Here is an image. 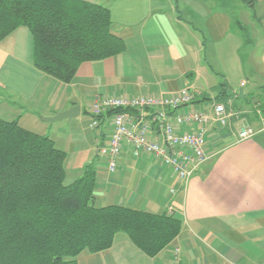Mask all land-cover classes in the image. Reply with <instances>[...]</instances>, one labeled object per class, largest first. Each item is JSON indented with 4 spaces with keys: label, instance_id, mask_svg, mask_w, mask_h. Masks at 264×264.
I'll use <instances>...</instances> for the list:
<instances>
[{
    "label": "crops",
    "instance_id": "0c3cea01",
    "mask_svg": "<svg viewBox=\"0 0 264 264\" xmlns=\"http://www.w3.org/2000/svg\"><path fill=\"white\" fill-rule=\"evenodd\" d=\"M88 1L110 10L113 33L125 42V52L82 64L74 80L63 84L34 66L32 35L27 28L18 29L0 43V118L17 120L22 128L49 136L66 152L67 184L93 167L97 206L171 213L183 221V230L155 258L119 234L111 249L83 252L78 264H171L177 246L184 264H264V112L257 105L264 86L236 98L224 88L215 92L222 85L217 82L222 56L237 60L240 70L243 26L254 36L244 44L259 38L255 23L264 27V0H256L253 16L240 6V19L230 11V5L238 7L234 0ZM247 16L249 24L244 23ZM255 75L264 77V65ZM250 79L240 88L250 86ZM184 89L195 99L178 113L224 103L238 115L225 128L208 127L207 163L183 185L171 168L152 155L134 157L125 143L116 171L111 172L100 149L110 142L113 113L102 114L92 128L95 98L176 95ZM72 107H80V114L71 121H42ZM155 113L150 109L142 115L153 121ZM243 126L254 128L256 135L241 141ZM152 136L159 132L153 130Z\"/></svg>",
    "mask_w": 264,
    "mask_h": 264
},
{
    "label": "trees",
    "instance_id": "16d2710c",
    "mask_svg": "<svg viewBox=\"0 0 264 264\" xmlns=\"http://www.w3.org/2000/svg\"><path fill=\"white\" fill-rule=\"evenodd\" d=\"M237 1L256 9V0ZM20 28L32 35L34 66L63 84L82 64L126 50L110 10L88 0H0V43ZM257 105L264 112V93ZM66 159L49 136L0 118V264H78L83 252L111 249L119 234L155 258L182 233L171 213L97 206L96 171L89 166L66 184Z\"/></svg>",
    "mask_w": 264,
    "mask_h": 264
},
{
    "label": "built area",
    "instance_id": "2783aa9c",
    "mask_svg": "<svg viewBox=\"0 0 264 264\" xmlns=\"http://www.w3.org/2000/svg\"><path fill=\"white\" fill-rule=\"evenodd\" d=\"M194 99L191 91L186 89L176 95L95 98L92 103V128L98 126V117L102 114L116 111L112 119L114 130L110 142L100 149V154L107 159L109 170L116 171L126 143L131 146L134 157L154 156L162 165L171 168L179 182L185 185L210 159L206 152L208 127L217 124L225 128L231 119L238 118L224 103H215L210 110L178 113L192 104ZM150 109H156L153 121L142 115ZM123 110L136 111L137 114L133 117ZM184 127L192 130L183 132ZM153 130L159 132V136L151 137ZM256 133L250 126L239 127L241 141L251 139ZM171 264H184L181 247L174 248Z\"/></svg>",
    "mask_w": 264,
    "mask_h": 264
},
{
    "label": "rangeland",
    "instance_id": "374dc122",
    "mask_svg": "<svg viewBox=\"0 0 264 264\" xmlns=\"http://www.w3.org/2000/svg\"><path fill=\"white\" fill-rule=\"evenodd\" d=\"M234 1L238 3V7L233 8L230 5V11L232 12V15H235L239 19L243 18L240 14V6L243 7L244 12V9H246L247 13L250 14V16L251 14L252 16L254 15V11L246 7L245 4L237 0ZM248 18V16L244 17V19H247V21H244V23L249 24ZM255 24L259 34V38L255 40V42L252 41L250 43L244 44L250 38V36H253V34H251V31L249 30L243 31L242 35L240 36L241 43L239 47L240 51L238 52V59L240 61L239 71L236 68V64H238L237 60L233 62L231 61V59L223 56L220 58V71L219 73H217V78L219 80H217V82L221 83L222 85L218 90H215V92H218L219 90H221V88H224L229 97L236 98L237 96H240L241 92L243 91L252 92V89L254 87L262 89V87L264 86V77L262 75H255V71L257 70V68L259 70L261 66L264 65V27L260 25L259 21H257ZM230 47H234V43L232 41H230ZM250 74H254L256 78H251L249 76ZM247 78H251V82L249 83L250 86L245 89L240 88L241 82H244V84H246L248 80Z\"/></svg>",
    "mask_w": 264,
    "mask_h": 264
},
{
    "label": "water",
    "instance_id": "95a60500",
    "mask_svg": "<svg viewBox=\"0 0 264 264\" xmlns=\"http://www.w3.org/2000/svg\"><path fill=\"white\" fill-rule=\"evenodd\" d=\"M80 114V107H72L71 109L62 112L57 113L54 117H43L42 121L53 124L61 121H71L74 118H77Z\"/></svg>",
    "mask_w": 264,
    "mask_h": 264
}]
</instances>
